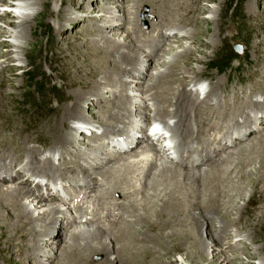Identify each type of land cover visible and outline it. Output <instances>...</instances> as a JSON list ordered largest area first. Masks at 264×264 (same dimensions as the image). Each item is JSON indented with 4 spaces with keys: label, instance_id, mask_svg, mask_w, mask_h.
<instances>
[{
    "label": "bare ground",
    "instance_id": "bare-ground-1",
    "mask_svg": "<svg viewBox=\"0 0 264 264\" xmlns=\"http://www.w3.org/2000/svg\"><path fill=\"white\" fill-rule=\"evenodd\" d=\"M2 1L0 0V2ZM54 1L55 0H14L12 4H7V7L17 10V14L13 15L11 13L12 18H15V21H13V23H8L7 26L10 28H17L18 30L15 33H8L0 27V35H3V37L9 40V42L7 41L6 44L9 47V51L14 54L13 57L22 55L25 60L27 59L29 50L31 51V48L35 46L33 42L35 41L33 38L35 33H33L32 27L34 24H36L37 20H44V14L46 10L49 11V20L46 19V23H49V21L51 20V15L57 12V10L52 7V3ZM58 1L60 6H62L63 0ZM82 1L83 0H69V3L70 5H73L75 2H77L78 5L80 4L77 10H81V8L83 9L84 6V3ZM112 1L115 0H101L104 5L97 7V9H99L101 13H88V9H86L85 13L88 14L82 16V18L80 16H75L74 18H72L71 16H67L64 14L61 15L59 14L60 10L57 12V14L55 15L57 17V20L52 23L53 29H51L52 31L54 30L53 32H55L59 36H56L58 37L56 43L49 42V44L46 46V49H50V51L52 50L54 60H56L57 63L59 62V64L57 66H53L52 62H46V64L52 65V67L50 68L52 72L61 68L62 66L66 67L69 71L71 70L66 75V77L68 78L71 77L70 81L66 84V89L71 92V94L68 96V101L71 103V105L58 106L54 111L52 117L39 126L43 129L39 130L38 133H33L34 136H31V138L27 137L29 135V132L25 135H22L27 137V140L24 138L25 141L22 140L23 138H21L22 136H20L21 134L19 133L15 134L11 132L9 136L2 137V150H4L5 152L9 151L10 153H18L21 157L25 155L26 157L28 156V158L31 159L30 161H28L29 163H27L23 167L21 172L16 170L12 171L11 167H9L8 165L6 169L7 173L3 172V169L0 168V175L4 180H7L14 174H19L18 172H20L25 185H30V179H24L26 176V172L34 169V166L29 167V164L36 162V159H38V157H40L43 152H38L35 149L29 147H27L28 149L20 151L16 148V146L14 147L12 144L13 141L15 145H18L20 142H23L24 144H28L31 142L33 144V142H36L38 144H41V147L43 145L49 147L48 145H50L53 149L50 150L51 152L49 155L44 154V156L57 158L53 159L60 162V165L57 166V168L60 169L61 167L65 166L66 169L74 171V174L77 173L78 176L76 177L78 179V182H76V184H83L84 187L87 188V192H83V194L78 198L75 197V204H73V208L71 209V211H69V216L67 217L66 215V217H64V219L66 220L63 223L61 221H58L56 216L57 213H60L58 207L47 204V208L43 211H40V207H30L32 205L31 201H22L23 198L27 199L28 201V198L32 197L33 195L34 197H37L35 195V188L38 189L37 193L46 192L49 198H56L54 197L56 196V194L49 192L48 189L44 188V186H38L34 183L36 186L34 185L31 189L32 192H29L24 190L25 188L21 186H8L7 184L5 185V183H0V264H13L15 263L14 261L17 258L19 264H45V261L49 262L50 264H91L93 262L92 258L96 254L103 255V259L96 264H146L144 262L146 261L147 257L153 252L147 249L148 247L144 246L146 245L144 243H147L146 241L148 240H145L144 238L148 237V232L150 229L155 227L156 224H161L163 221L169 223V226L164 227L162 225L160 226L161 228L157 227L156 230L163 231L165 229L171 228L173 225L185 226L188 224V222H190V225L188 226L190 227V229L187 227L190 230L189 232H183L179 230L170 231L166 233V236L164 235V241L159 243L160 246H163L166 253H171L172 251L176 250L178 251L179 249L183 248V250H185L186 252V258L188 259V261H190V263L194 262L191 253L206 258L211 247H216L215 250H212V252L216 251L217 248L218 250L215 254H211L212 258L208 261V264H216V261L218 259L215 257L218 254H220V256H223V260L219 264H241L235 263L234 259L226 255V253L227 251H233L236 249H239L241 253H244L243 249H240L239 246L237 247L229 242L224 244L223 237L219 236V234L217 235V233L216 235L214 234L215 222L222 226L224 228L223 230L234 228L235 224H240L241 229H237L236 233L243 234L244 236L248 237L253 244L260 242V246L256 249V252H264V228L260 227L259 225L261 221L254 220L251 214H245L243 209L237 208V206L234 205L236 199H230V197L235 194V190L245 182L244 180L249 179L247 183L250 185L252 193L251 195L249 194L250 196L247 199V202L251 204L253 195L255 193H259L261 195L259 197L260 200H257L256 202L259 204H261V202L264 203V175H260L259 177H256L257 175L255 177L251 175L256 172L257 168L255 167L264 168L263 131L260 136L254 138V142H256L254 143L255 145H253V142L251 141L252 143L250 144L253 145L251 146V148H249V146L242 147L238 152H236L237 150L233 152V155L231 154L229 157L225 159L221 158L217 161L209 159V157L213 156L214 153H210L209 147L211 146V143L207 139L209 137H207L206 139L203 138L201 142V150H208H206L204 154L203 152L199 151L198 157H194V154L197 153H195V151L197 150L189 152L187 146L189 144V147L190 145L192 147L195 142H199L197 138L201 135H210V133L213 131L212 127L209 129L211 130L209 133L206 124H209L213 127L218 126L220 128V131H224V128L222 127L226 126L225 132L226 134H228L227 137L231 138L233 135H235L234 132L236 131V129L232 127L233 130L231 131L232 125L230 124V120H222L220 125H217L218 123H213V119L216 116L220 115L221 111L219 112L218 109L223 108V105L220 102L222 98L219 99V96L214 92L216 90L215 85H217L218 87L220 82L213 83L211 87H209V92L206 94L204 99L200 100L199 96L203 91V86L198 85L199 83L195 82L193 83V87L196 86L195 90L193 91V88L187 90L190 83H187L186 79L189 77H186L185 80L182 79L183 74H181L179 68L170 70L171 67H174L175 62L180 63L181 60L183 62L185 61V64H187L188 61L191 60V55L189 52L190 49L182 48L181 50H176L174 56H170L171 58H169V53H171L173 49L165 51L162 50V54H160V56L159 54L157 56L156 51H153L152 54L154 53L156 54L155 56H157L156 60L154 61L155 64L157 63L159 66H161L160 62H162L163 65L167 66V69L169 70H163L161 74L156 77V82H161V86L159 85V87L157 88L153 86L147 88L137 87L141 91V95H139L140 100H142L144 96H146V98L148 96L154 102L158 104L168 103L172 108L171 117H168L169 115H171V112L163 110L159 113V120H161V123L155 124V122L150 121V119L147 118V115L145 114V112H143L144 110L142 111L144 107L143 102L141 103L139 101L137 102V104H134L136 102L132 103V101L129 100V96L123 94V91L126 90V74H128L129 76L137 75V79H142L144 76L137 71L133 72L132 68L127 69V66H137L136 61L138 56L135 52L129 50V43L125 44L124 42H121L114 33L112 34L111 38H108L107 35H104L106 30H109V32H115L119 30L121 24L125 25L130 22L132 24V27L134 26V31L126 33L127 37L130 39L132 38L133 40V37L136 36V33L139 34L140 32L138 17L140 14L144 13L142 6L145 5L150 8V13L148 15L152 17L151 20L148 19L150 22L149 33L157 30L158 36L157 40L155 41L156 43L152 47V50L160 48V45L162 43V41L160 40H164L163 34L167 33V31L171 32L169 30L171 28L173 29V27H176L174 29L180 28L181 30L178 29L180 33H183L182 31H184L185 34L182 35L183 39L195 41L196 33H194L195 30L193 29H197L198 25H196L195 23L198 16L197 10H208V4L212 3L213 1L135 0V4L131 7V9L134 10L133 13L135 17L130 20V18H127L125 16L124 19L122 18V21H126L125 23H122L120 20L121 18H118L119 15L117 16L115 14V10L113 9V7H110L112 5L109 6V4H107L113 3ZM122 1L123 2L119 5L121 6V11L123 9H126L130 5L131 0ZM201 1L205 2V4L200 5ZM93 3L95 5L97 4V1L87 0L85 4L88 6H92ZM48 4L50 5V9L48 8ZM248 6L250 5L248 4ZM220 10L222 9L220 8ZM5 13L6 14H0V20L5 19L7 16L11 17L10 14H8L7 12ZM261 14H263V12H261ZM153 17L159 20V23H157V25H154ZM211 17L214 18L215 14L211 13ZM217 18L219 17L217 16ZM262 20L264 22V17L262 18ZM79 21L84 22L85 24H87V26H90L92 22L97 21V23L101 24L98 32L102 34V36H100L97 40H95L94 37L93 39L90 38L91 36L88 37V32L89 34L91 31L93 32V29L90 27L89 31L81 30L74 36H66L63 39L62 35L66 34L67 32L66 25L77 24ZM61 24H63V26H61ZM194 25L196 27H194ZM188 28H190V32L188 31ZM173 36L174 37L171 41L174 43H179L180 41L177 39V36ZM256 36L257 37L254 41L255 47L253 55L258 56L259 54L261 55V53L264 52V36L261 37L260 34H257ZM20 42H24L23 45L27 44L29 48L26 49V47H22ZM133 42V48L134 46H137L138 48L142 49H150L146 39L142 43L137 40H134ZM101 44H103L104 46H100ZM208 44L209 46L215 48L217 43L212 39V41ZM2 48L3 44L0 43V60H3L2 64H5V67H3L0 63L1 92H3L2 86L5 85L4 83L6 76L11 75V73L14 71V69L10 67L11 59L3 55ZM123 49H127L129 53H121ZM42 50H44V48ZM91 55H96L97 57L95 59H92ZM90 58L92 59V62H88ZM160 58L163 59V61ZM172 58H174V60ZM76 60H80V63H77L78 61ZM111 61L114 63H111ZM28 64L29 63L26 62L27 67H29ZM259 65L262 66L261 69L264 68V59L262 63H259ZM23 68L25 67L21 66L20 70H22ZM199 74L200 73L193 74L192 72L191 76L193 75V77L197 78L198 80V78L200 77ZM100 75H102V79L104 80L103 83H99L96 80ZM170 75H175L176 79H169V81L175 80L174 83L176 82V84L178 83V81H180V78L182 79V81L179 84V88L176 87V91L162 95V99L161 101H159L155 98V95L160 92L162 88L165 89L164 84H168L169 81L167 82V80H165L164 78H167ZM262 75L263 76L260 79L264 81V74ZM148 77L151 78L152 74L148 75ZM121 81L124 84L121 85V89L115 91L113 89L115 88L114 85L116 83L118 84L119 82L121 83ZM170 86L172 87V83ZM21 87V84L15 83L13 81H10L7 86V88L16 90H20ZM154 90L155 93L152 95V92ZM247 90L249 92H252L251 89ZM81 92H85L87 96L89 95L90 98H93L92 102L90 101L91 103L87 104V101L84 100L85 97L83 98V93L81 94ZM245 92L246 91L243 89L236 90L235 96H237L240 101H242L241 94ZM107 94L111 95L113 99L111 102L108 101L109 104L105 106L104 104L100 103V101L105 100ZM245 94H247V92ZM3 96H0L2 100L5 99V97ZM12 98H15V95L12 96ZM210 99L214 101L213 104L218 108H214L215 110L212 112V109L209 106L207 107V105H205L209 102ZM93 100L99 101V104H97V102H93ZM6 103L8 104V102ZM82 105H85V109L89 113H87L88 115H84L83 111L81 112ZM128 106L135 107L134 116L139 117V115H141V121L149 123L148 127L151 128L152 136L147 139V137H143L144 134H139V131H141V123L138 122L135 124L136 126H138L137 128H140L138 132H134V134L132 133V136L126 137L125 139L121 140L119 139V141L115 142V144H123L126 146V149L124 151L125 154H122V157L119 155L120 158L117 159L116 157L118 155L115 156V154L113 155V153H110V156L108 154V157H103L102 155H97L96 153H94L95 151L93 150L92 154L89 156L87 152H91V150L88 148V145H92V142L98 143L99 138H101L100 136L98 137L97 135H95V131L97 130V128L100 129L102 127H111L107 124L109 119L117 123V132L122 135L124 134L125 129H122V126L123 124L127 123V120H125L124 116L129 113V110H127ZM239 106V104H236L229 109H231L232 113L237 112L239 114L241 112ZM207 108L211 110L208 111ZM242 108H245V106H242ZM262 108H264L263 105ZM114 109L115 111H118L112 113ZM51 110L53 111V109ZM99 112L101 113V115L100 117H98V120H96L95 116ZM222 114L221 116H223ZM126 116L129 117L128 115ZM222 118L225 119V117ZM170 119L174 120L172 124H169L168 122ZM258 120L262 124L264 123L261 118H258ZM103 121L106 123H104ZM36 122L39 123V120H37ZM130 122L132 126L134 125L133 123H135V120H128V123ZM77 125H80L81 128L77 129ZM234 125H236L235 122ZM0 126H2V124H0ZM111 128L115 127L113 126ZM64 129L68 131L69 134H64ZM78 131L80 132V134L77 133ZM89 133H91L94 138L89 139L88 137L86 138L85 136H81V134L89 135ZM106 133H108L107 130H105L102 135H106ZM168 134H170L169 138L178 139V142H175L174 147H172V149L176 148L177 152L179 153V156L177 158L178 163L175 166H172V164L170 163L172 157L167 155L169 152L168 151L166 152L165 156H168V160H166L167 163H164L165 165H161L156 169L157 165H160L162 162H160L159 159H157V157L155 156L157 155L159 150H163L165 147V145L161 146L159 144L160 140H165ZM247 134L243 135L242 138H244ZM42 137H48V141L42 142ZM79 137H82V139H79ZM242 138L234 139L232 143H235L236 140L240 141ZM185 140H187V142H185ZM158 144L160 145L159 148L157 147L158 149H155L154 146H157ZM11 145L12 148H10ZM109 146L111 145L107 142L104 147L97 146V149L107 152L106 150L113 148H109ZM68 148H79L80 150H78L79 153L77 154L73 153L75 156L73 157V155H71V149L70 153L66 150ZM113 151H115V149ZM3 154L4 153L0 152V158H4L5 154ZM253 154L256 156L258 155V160H254L252 157L250 158V155ZM8 156L12 155L8 154ZM13 158L17 159L15 156ZM52 158L47 162H53ZM68 158H73V160H68L66 165H62L61 162H63L64 159ZM206 158H208L209 160H207ZM249 159H251V166H253L252 169L254 171H252L251 169H245L249 167L246 165L248 164V162H250ZM3 161H7V159L4 158ZM206 161H209L210 163L206 165L208 168L206 167V171H202L203 173L200 172L198 174H195L193 170H188L189 168H196L200 164L202 165L208 163ZM73 163L76 164L75 167L72 165ZM169 163L170 165H168ZM47 165H49L45 170V174L47 175V177H57L59 175L57 174V172H59L60 170L58 171L56 167L51 163ZM146 168L148 170H146ZM85 169H91L92 173H90L91 171H85ZM97 176H99V178ZM181 179L182 182H179V180ZM69 182V187H74ZM134 187L137 188L134 189ZM54 189L57 192V188ZM59 189L63 191L62 188ZM83 191H85V189ZM113 193H119L122 196V199L128 198V200L122 202H114V198L112 196ZM139 194H141V199L138 198ZM245 198L246 197H244V200ZM61 199L63 198L60 197V200ZM180 199H185V202L180 203ZM238 199H242V196L238 195ZM38 201L36 202L41 203L44 201L46 202L47 200L39 199ZM189 201H199V203H194V205H192L188 204ZM226 203L229 204L227 205ZM199 209L201 211V215L197 216L195 215L196 210L198 211ZM35 212H38V216L36 217L33 215ZM244 214L246 218L243 216ZM188 216H190V220L186 221L183 219V217L186 218ZM200 218H207L208 221H204V219L200 220ZM252 218V222L254 224L251 222ZM261 218L264 221V214ZM38 223L40 224V227L37 226ZM73 223H76L75 226L68 230V228ZM54 224H57V230L60 233L68 230V235H63L64 237L62 239H57L55 236H53L52 240L49 241L50 239H48L47 235L50 233L51 226ZM204 225H206L205 231L206 233H208L207 235L209 237H212V241L209 244H206L203 239L202 233ZM136 227L142 228L143 232L140 233L137 229L136 231ZM139 239H144V241H140ZM149 239L151 240L150 243L157 242L155 240H152L155 239L154 236ZM122 240H124L123 244L117 246L122 242ZM167 240H170L169 244H167ZM184 240H188V243L185 244L183 242ZM38 242L44 245V247L42 248L47 249L45 245H54V247L53 249H51V252H41V247H39ZM111 256H114V258L111 259ZM247 256L249 259L255 257V255L253 254H247ZM53 259H55V261ZM148 264L163 263H161L158 259H155V261H151Z\"/></svg>",
    "mask_w": 264,
    "mask_h": 264
},
{
    "label": "rangeland",
    "instance_id": "rangeland-1",
    "mask_svg": "<svg viewBox=\"0 0 264 264\" xmlns=\"http://www.w3.org/2000/svg\"><path fill=\"white\" fill-rule=\"evenodd\" d=\"M13 1L14 0H3L2 2H0V14H6L5 12L10 14V16H11V13L13 15L17 14V10H14L12 8L7 7L8 6L7 4H12ZM96 1H97V4L94 5V3H93L92 6H88L85 4L87 2V0H83L82 2L84 3V6H83V9L81 8V10H77V8L79 7L80 4L78 5V3L75 2L73 4L74 6L70 5L69 0H63L62 6H60L58 0H55L52 3L53 4L52 7H54V9L57 10V12L60 10L59 14H61V15L64 14L67 16H71L72 18H74L75 16H80L82 18V16H85L86 14H88L90 12L101 13L99 11V9H97V7L104 5V3H102L101 0H96ZM134 1L135 0H131L130 1L131 6L129 5L126 9H123L122 11L120 10L121 6H119L123 2L122 0H115V1H112L113 3H107V4H109V6L112 5L110 7H113V9L115 10V14L117 16L119 15L118 18L119 19L121 18L120 20L122 23H125L126 21H122V18L124 19L125 16L127 18H130V20L133 17H135L134 13H133L134 10L131 9V7L135 4ZM212 1H213L212 3L208 4V6H209L208 10H206V11L197 10L198 16H197L195 23H196V25L197 24L198 25H197V29L196 28L193 29V30H195L194 33H196L195 41L183 39L182 35L185 34L184 31H182L183 33H180V31L178 30L180 28L174 29L176 27H173V29L171 28L169 30L171 32L167 31V33L163 34L164 40H162V39L160 40V41H162L160 48H157L156 50H154V49L152 50V47L156 43L155 41L157 40L158 36H157V30H154V32L149 33V30H150L149 20H151L152 17H150L148 15L150 13V8L148 6H145V5L142 6L144 13L140 14L138 17V24H139L140 32H139V34L136 33V36L133 37V40H132V38L131 39L128 38L127 33H126V32H133L134 31V29H133L134 26L132 27V24L130 22L128 24H125V25L121 24L118 31L109 32V30H106L104 35H107L108 38H111L112 34L114 33L115 36L117 38H119L121 42H124L125 44L129 43L130 44L129 50L135 52L136 55L138 56L137 61H136L137 66H135V67L134 66H127V69L132 68L133 72L137 71L140 74H143L144 76L146 74L147 75L145 77L143 76L142 79H137V75H135V76L130 75L129 76L128 74H126L125 75V80H126V82H125L126 88L125 89L126 90L123 91V94L129 96V100H131L132 103L136 102L134 104H137V102H139V101L141 103L143 102L144 107H143L142 111L144 110L143 112H145V114L147 115V118H149L150 121L155 122V124L161 123V120H159V117H160L159 113L162 112L163 110L171 112V115L168 116V117H171L172 116V108L170 107V105L168 103H166V104L165 103H159L158 104V103L154 102L153 100H151L150 97H148V96H147V98H146V96H144L143 97L144 99L142 98V100H140L139 95H141L140 94L141 91L137 87L147 88V87L153 86V87L157 88V87H159V85L161 86V84H162L161 82H159V81L156 82V77L159 76V74H161V72L163 70L166 71L169 69H167L168 67L164 66L162 62H160L161 66H159L157 63L155 64L154 61L156 60V57L158 56V54H159V56H160V54H162V50L165 51V50H172L173 49L171 51V53H169V58H171L176 53V50H181L182 48L190 49L189 52L191 55V60H189L187 64H185V61L183 62L181 60H180V63L175 62L174 67H171L170 70H175V69L179 68L181 71V74H183L182 79L185 80L186 77H189L186 79V82L190 83L189 88L187 90H190L191 88H193V91H194L196 86L193 87V83H195V82H198L199 83L198 85H202L203 91L201 92V94L199 96L200 100L204 99L206 94L209 92V87H211V85L213 83L220 82L218 87H217V85H215L216 90L214 92H215V94H217L219 96V99L222 98V100L220 102L222 103L223 108L218 109L213 104L214 101L211 100L212 96H211V99L209 100V102L205 105H207V107L209 106L212 109L211 110V109L207 108L208 111L211 110V112H212L215 110L214 108H217L219 112L221 111L220 115L216 116L213 119V121H214L213 123H215V124L218 123L217 125H220L222 120L223 121L230 120V124L232 125L231 131L233 130V128L236 129V131L234 132L235 135H233L234 134L233 133V134H231V135H233L231 138L227 137L228 134H226V132H225L226 126L222 127V128H224V131H220V128L218 126L213 127L209 124H206V126L208 127L207 129H208L209 133L211 131L209 129L212 127L213 131L210 133V135H206V134L201 135L200 136L201 138L200 137L197 138V140H199V142H195L192 147H191V145L189 147V144L187 146L189 152L197 150V151H195V153L196 152L197 153L194 154L195 155L194 157L197 158L199 151L203 152V154H204L206 152V150H208V149L201 150V142H202L203 138L206 139L207 137H209L207 139L211 143L210 144L211 146L209 147L210 153H212V154L214 153V155L209 157V159H213L214 161H217L218 159H221V158L225 159V158L229 157L231 154L233 155V152H235L236 150H237L236 152H238L239 149H241L242 147L249 146V148H251V146L255 145L254 143H256V142H254L255 141L254 138L257 136H260L262 134V131L264 133V123L262 124L258 120V118H261L264 121V108H262V105L264 107V86H263L264 81H262L260 79L263 76L262 74H264L263 73L264 68L261 69L262 66L259 65V63L263 62L264 52H262L261 55L259 54L258 56L253 55L254 47H255L254 41H255V38L257 37L256 35L260 34L261 37L264 36V22L262 20V18L264 17V10H262V9H264V0H212ZM204 4H205V2L201 1L200 5H204ZM248 4L250 6H248ZM105 6H106V4H105ZM219 7L222 10H220ZM48 8L50 9L49 4H48ZM60 8H62V9H60ZM86 9H88V13H85ZM66 10H67V12H66ZM219 10H220V13H219ZM64 11H65V13H64ZM48 12L49 11L46 10V12L44 14V16H45L44 20H39L40 22L37 20L36 21L37 25L34 24L32 27L33 33H35L33 38L36 42L33 41L35 46L33 48H31L32 49L31 51L29 50V53H28L26 60L22 55L13 57L14 54L9 51V47L6 44L7 41L9 42V40L7 38L3 37V35H0V43L3 44V48H2L3 52L2 53L5 57L7 56L11 59L10 60V63H11L10 67H12L14 69V71L11 73V75L6 76L5 83H4L5 85L2 86L3 92H1L2 90H0V96H3V93H4L3 97H5L4 100H2L0 97V99L2 100V101L0 100L1 101L0 102V107H1L0 108V124H2V126H0V148H1V145H3L2 144V137L9 136V134L11 132H13L15 134L19 133V134H21L20 136L25 135L26 133L29 132V135L27 137L31 138V136L33 137L36 132L38 133L39 130L43 129L42 127H39V126L42 123L46 122V120H48L49 118L52 117L54 111L57 109L58 106H60V105H71V103L68 101V96L71 94V92H69L68 89H66V84L71 79V77L68 78V77H66V75L71 70L70 71L67 70V68L64 66L55 70L54 72H52V70H50L52 65L57 66L59 64V62L57 63L56 60H54L52 50L50 51V49L49 50L46 49V46L49 44V42L56 43V41L58 39V37H56V36H59V35L56 34L55 32H53L54 30L52 31V29H53L52 23L55 20H57L56 19L57 17L55 16L57 14V12L52 14L51 20L49 21V23H46V19L49 20ZM79 12H81L83 14H81ZM261 12H263V14H261ZM211 13L215 14L214 18L211 17ZM217 16L219 18H217ZM14 19L15 18H12V16L11 17L7 16L5 19H1L0 20V27L8 33L9 32L10 33L17 32V30H18L17 28L15 29V28H10L7 26L8 23H13V21H15ZM38 22H39V24H38ZM61 22H62V20H61ZM17 23H18V21H17ZM153 23H154V25H157V23H159V20H157V18L153 17ZM61 26H63V24H61ZM90 27L93 29V32L91 31L90 34L88 32V37L91 36L90 38L93 39V37H94L95 40H97L100 36H102V34H100L98 32L99 28L101 27V24L97 23V21L92 22L90 24V26H87V24H85L84 22L79 21L77 24H72V25L67 24L66 25L67 32H66V34H63L62 37L64 39L66 36H69V37L74 36L75 34L79 33L81 30L89 31ZM194 27H196V26L194 25ZM55 28H56V24H55ZM188 31L190 32V28H188ZM173 35L177 36V39L180 41L179 43H174L171 41L174 37ZM87 38H85V39H87ZM145 39L147 41V44H149L150 49H147V48L142 49V48H138L137 46H134V48H133V45H134L133 41L134 40H137L140 43H142V42H144ZM212 39L215 40V42L217 43L215 48L209 46V44H208L212 41ZM37 40L38 41L40 40L39 43ZM20 43H21L22 47H24V48L26 47V49L29 48V46L27 44L23 45L24 42L23 43L20 42ZM150 45H151V47H150ZM100 46L103 47L104 45L101 44ZM236 46L239 47V50H236ZM197 47H198V49H197ZM43 48H44V50H42ZM153 51H156L157 56H155L156 54H154V53L152 54ZM121 53L128 54L129 51L127 49H123L121 51ZM91 57H92V59H95L97 56L91 55ZM92 59L90 58L88 60V62H92ZM172 59L174 60V58H172ZM161 60L163 61V59H161ZM2 61L3 60H0L1 64H2ZM76 61H78L77 63H80V60H76ZM26 62L29 63L28 64L29 67L26 66ZM36 62H38V63H36ZM46 62L47 63L52 62V65L46 64ZM111 63H114V62L111 61ZM2 66L5 67V64H2ZM21 66L25 67V68L20 70ZM38 67H40L41 69ZM192 72H193V74L200 73L199 74L200 77L198 76L199 77L198 80H197V78L193 77V75L191 76ZM151 74H152V77L151 78L148 77V75H151ZM175 77H176L175 75H170L169 77L164 78V79L167 80V82H168L169 79H176ZM182 79L180 78V81H178L177 84H176V82L174 83L175 80L169 81L168 84L167 83L164 84L165 89L162 88L163 91L161 90L160 92H158L155 95V98L158 99L159 101H161L162 95L176 91L177 88H179V84L181 83ZM96 80L99 83L104 82V80L102 79V75L98 76V78ZM10 81L21 84V86H22L21 89L16 90V89H12V88H7L8 83ZM171 83H172V87L170 86ZM122 84H124V83H122V81H121V83L120 82L118 84L116 83L114 85L115 88H113V89L115 91H118L119 89H121ZM136 88H137V90H136ZM241 89H243L247 92V94H245L246 92L241 94L242 95L241 96L242 101H240V99L237 96H235V91L241 90ZM247 89H251L252 92L251 91L249 92ZM82 93L83 92H81V94ZM154 93H155V90L152 92V95ZM14 95H15V98H12V96H14ZM82 96H83V98L85 97L84 100L87 101L86 102L87 104L92 102L93 98H90L89 95H88L89 96L88 97L87 94H85V92L82 94ZM6 98H7V100H6ZM245 98H246V100H245ZM112 99H113V97H111V95L107 94L106 99L101 100L100 103H102L106 106L109 104L108 101L111 102ZM6 102H8V104ZM93 102H97V104H99V101H97V100H93ZM236 104L240 105L239 108H240L241 112L239 114L237 112L232 113L231 109H229L230 107H232ZM242 106H245V108H242ZM81 107H82L81 112L83 111L84 115H88L89 113L85 109V105H82ZM51 109H53V111ZM134 109H135V107H129V106L127 108V110H129L130 114L129 113L126 114L129 117H127L126 115L124 116L125 120H127V123L123 124V126H122V129H125L123 135L119 134L117 132L118 131V128L116 129V127H118L117 123L115 121L110 120V119L108 120L107 124L110 125L111 127L114 126L115 128H111V127H105L104 128V127H102L100 129L97 128V130L95 129L97 131V132L95 131V135H97L98 137L100 136L101 138H99L98 143L92 142V145H90V144L88 145V148L91 150V152L89 151V152H87V154L90 156L92 154V150H93V151H95L94 153H96L97 155H102L103 157H108V154L110 156L112 153H113V155L115 154V156L120 155L122 157L125 154L124 151L126 149V146L123 144H115V142L119 141V139L121 140V139H125L126 137L132 136L134 134V132H138L140 128H137L138 126L135 125L138 122L141 123L140 124L141 131H139L140 132L139 134H141V135L144 134L143 137H147V139L150 138L152 136V132H151V128L148 127L149 123L148 122H142L140 119L141 115H139V117L134 116V114H135ZM117 111L118 110L115 111V109H114L112 113H115ZM221 114L223 116H221ZM37 115H38V117H37ZM100 115H101L100 112L97 113L95 116L96 117L95 119L98 120V117H100ZM168 117H167V119H168ZM222 117H225V119H223ZM248 117L249 118L251 117V118L249 119ZM124 118H123V120H124ZM37 120H39V123L36 122ZM128 120H135V123H133L134 125L131 126V122L128 123ZM173 121L174 120L170 119L168 122H169V124H172ZM234 122L236 123V125H234ZM104 123H106V122H104ZM166 123H167V120H166ZM73 127H75V126H73ZM76 127L78 129V126H76ZM6 130H7V132H6ZM105 130H107L108 133H106V135H102V133L105 132ZM77 133L80 134L79 131ZM91 133H89L90 136L87 134L86 135L81 134V136H85L86 138L88 137L89 139L94 138V136L91 135ZM64 134H69V133H68V131L65 130ZM245 134H247V135L244 138H242L243 135H245ZM255 134H257V135H255ZM141 135H139V136H141ZM167 136H166L165 140H162V139L160 140L159 144L161 146L165 145V147L163 150L162 149L159 150L157 155L155 156V157H157V159H159L160 162H162L160 165H157L156 169L159 168L161 165H165L164 163H167L166 160H168V156L167 157H165V156H166V152H168V151L169 152L167 155L172 157L171 162H170L172 164V166L173 165L175 166L178 163L177 158L179 156V153L177 152L176 148L172 149V147H174L175 142H178V139L177 138H175V139L169 138L170 134H168ZM27 137L22 136L21 138H23L22 140L25 141V139L27 140ZM240 138H242L240 141L236 140L235 143H232L234 141V139H240ZM42 139H43V140H41L42 142L48 141V137H46V138L42 137ZM79 139H82V137H79ZM107 142H108V144L111 145V146H109V148L113 147L112 149L113 150L115 149V151H113L112 149H108V150H106L107 152H104L103 150L97 149L98 147H104L107 144ZM185 142H187V140H185ZM250 143H252L253 145H251ZM159 144L157 146H154V148L158 149L160 146ZM12 145L14 147L16 146V148L20 151H22L24 149H28L27 147H29V148L35 149L38 152L39 151L41 153L43 152V154H41L42 157L41 156L38 157L39 160L36 159V162L29 164V167L34 166L33 167L34 169H31L30 171H28L29 173L26 172V176L24 179L29 178L31 183H30V185H25V183L23 182V177H21L22 175L20 172L23 169V167L27 163H29L28 161H30L31 159H29L28 156L26 157L25 155L21 157L18 153H12L11 152L12 153L11 154L9 151L5 152L4 150H2L3 149V147H2L0 149V152L4 153L5 154L4 158L7 159V161H3L4 158H0V168L3 169L2 171L7 173L6 169H7V165H8L9 167H11L12 171L16 170V171H20V172H18L19 174H14L12 177H9L7 180H4L2 178V176L0 175V183H3V184L5 183V185L7 184L8 186H21V187L25 188L24 190L29 191V192L30 191L32 192L31 189L33 188V186L35 184L38 186H44V188L48 189L49 192L55 193L56 196H54V197H56V198H52V197L49 198L48 194L46 192L37 193L38 189L35 188V192H36L35 195L37 197H34V195H33L32 197H29L30 199L28 198V201L25 198H23L22 201H26V202L31 201L32 205L30 207H32V208L36 207V206H37V208L40 207V211L45 210L47 208V204H49L51 206L58 207L60 213H57V215H56L57 219H58V221H61L64 223L66 220V219H64V217H66V215H67V217L69 216L68 213L73 208V204H75L76 198L81 196L83 194V192H87V188L84 187L83 184H78V185L76 184V182H78V179L76 177V176H78V174L75 173V174H77V175H75L73 173L74 171L66 169L65 166L61 167L60 169L57 168V166L60 165V162L57 160H53V159H57V158H52L51 156H44V154L49 155L51 152L50 150L53 149V148H51L50 145H48L49 147H47L46 145L45 146L43 145L41 147V144H38L36 142H33V144H32V142L28 143V144H24L23 142H20L18 145H15L14 141H13ZM12 145L10 146V148H12ZM70 149L72 151L71 155H73V157H75L74 154L79 153L78 150H80L79 148H73V149L68 148L66 150L70 153L71 152ZM81 150H84V149H81ZM136 150H138V149H136ZM230 150H232V151H230ZM8 154L12 155V156H8ZM14 156L17 159L13 158ZM118 156L116 157L117 159L120 158V156L119 157ZM251 157L254 160H258V155L256 156L253 154V155H250V158ZM51 158H52L53 162H47ZM1 159H3V160H1ZM206 159L209 160L208 158H206ZM68 160H73V158L64 159V161L61 162V164L66 165ZM249 161L250 162H248V164H246L249 167L245 168V169H251L252 171H254L252 169L253 166H251V159H249ZM160 162H158V163H160ZM206 162H208V163L202 164L203 166L200 164L198 167L193 168V169L189 168L188 170H193V172L195 174H198L200 172L203 173L202 171H204V170L206 171V167H207L206 165H208L210 163L209 161H206ZM50 163L53 164L58 171L60 170L59 172H57V174H59L57 177L51 178L49 176L47 177V175L45 174V170L49 166L47 164H50ZM170 163L168 165H170ZM72 165L74 167L76 166L75 163H73ZM255 168H257L256 172L251 174L253 177H255L256 175H257L256 177H259L260 175H264V168H258V167H255ZM40 169H42V170H40ZM196 169H197V171H196ZM146 170H148V169L146 168ZM85 171H88V172L91 171L90 173H92L91 169H85ZM8 174H10V173H8ZM97 177L99 178V176H97ZM244 181L245 182L243 184H241L235 190V192H234L235 194L233 196H231L230 199H232V200L236 199L235 200L236 202L234 203V205L237 206V208L243 209L245 214L246 213L251 214L253 216L254 220L261 221L259 225H260V227L264 228V221L261 218L262 215L264 214V203L261 202V204H259L256 202L257 200H260L259 197L261 195L259 193H255L253 195V198L251 199V204H249L247 202V199L251 195L252 190H251L250 185L247 183L249 181V179L248 180L245 179ZM68 182L70 184H72L74 187H69ZM179 182H182V179L179 180ZM47 185H48V187H47ZM54 188H57V192L55 191ZM59 188H62L63 191L60 190ZM136 188L137 187H134V189H136ZM80 189L82 190V193H81ZM84 189H85V191H83ZM238 195L242 196V199L239 200ZM112 196L114 198V202L115 201L122 202V201L128 200V198L122 199V196L119 193H113ZM60 197L63 199L60 200ZM244 197H246L245 200H244ZM47 198H49V199H47ZM138 198L141 199V194H139ZM36 199H38V200L39 199H46L47 201L38 203L39 201ZM139 199H138V201H139ZM36 201H38V202H36ZM179 202L184 203L185 199H180ZM194 203H199V201H195V202L189 201L188 202V204H192V205H194ZM245 214L243 215L244 217H245ZM33 215L35 217L38 216V212H35ZM195 215H197V216L201 215L200 209L198 211L196 210ZM253 218L251 219V222H252ZM183 219L188 221V220H190V216H188L186 218L183 217ZM201 219H204V218H200V220ZM204 221H208V219L205 218ZM70 223H71V221H70ZM75 224L73 223L68 228V230L70 228H72L73 226H75ZM56 225L54 224L51 226L50 233L47 235L48 239H50L49 241L52 240L53 236H55L57 239L58 238L62 239L64 237L63 235H68V233H69L68 230H65L63 233L58 232ZM162 225L164 227H167V226H169V223H167L166 221L165 222L163 221L161 224H156L155 227H153L152 229L149 230V232H151V233L148 232V237L144 238L145 240H147V239L148 240L146 241L147 243H144L146 245H144V244L143 245L148 247L147 249H149L153 252L147 257L146 261L144 262L146 264L150 263L151 261H155V259H158L163 264H169V263H171V264H208V261L212 258L211 254H215L218 250V248H217L216 251L212 252V250H215L216 247H211V249L209 250L208 256H206V258H203L197 254L195 255V254L191 253V256L194 259V262H191V263L186 258V255H185L186 252H185V250H183V248H181L182 250L179 249L178 251L176 250V251H172L171 253H166L164 251L163 246L159 245V243L164 241V237L167 235L166 233H168L170 231H174V230L175 231L179 230V231H183V232L184 231L189 232L190 227H188V226L190 225V222H188V224L185 226L173 225L171 228L165 229L163 231L156 230L157 227L161 228L160 226H162ZM214 225H215V227H214L215 233L214 234L216 235V233H217V235L219 234V236H222L224 244L229 242V243H231L237 247L239 246L240 249H243L244 253H241L239 249H236L233 251H227L226 255H228L230 258H233L235 263L264 264V252H261V253L256 252V249L260 246V242L253 244L248 237L244 236L243 234H237L236 233L237 229H241L240 224H235L234 228H230V229H226V230H223L224 228L222 226H220L217 222H215ZM37 226L40 227V224L38 223ZM205 226L206 225L203 226V233H202L203 239H204L206 244H209L212 241V237H209L207 235L208 233H206V231H205L206 230ZM136 229L140 233L143 232L142 228L136 227L135 230ZM158 232H159V234H158ZM261 233H260V237H261ZM152 236H154V238H155L152 240L157 241L156 243H150L151 240L149 238H151ZM126 239H128V238H126ZM144 239H139V240L144 241ZM124 240H122V242L119 243V245H117V246H120L121 244H123ZM135 241H137V240H135ZM169 241L167 240V244L170 243ZM183 242L186 244V243H188V240H184ZM38 243H39V247H41V252L42 251L46 252V253L51 252V249H53V247H54V245H50V246L45 245V247H47V249H46V248H42V247H44V245H42L40 242H38ZM135 243H138V242H135ZM161 247H162V249H161ZM155 250H156V252H155ZM247 254H253V255H255V257L252 259H249ZM113 258H114V256L113 257L111 256V259H113ZM215 258L218 259L216 261V264H219L223 260V256H220V254H218ZM102 259H103L102 254H96L93 256V258H92L93 262L91 264H96V263L100 262ZM17 260H18V258L15 259V261H14L15 263H13V264H19V262ZM53 260L55 261V259H53ZM44 263L50 264L47 261H45ZM51 264H54V263H51Z\"/></svg>",
    "mask_w": 264,
    "mask_h": 264
},
{
    "label": "water",
    "instance_id": "water-1",
    "mask_svg": "<svg viewBox=\"0 0 264 264\" xmlns=\"http://www.w3.org/2000/svg\"><path fill=\"white\" fill-rule=\"evenodd\" d=\"M236 50H239V47L238 46H236Z\"/></svg>",
    "mask_w": 264,
    "mask_h": 264
}]
</instances>
